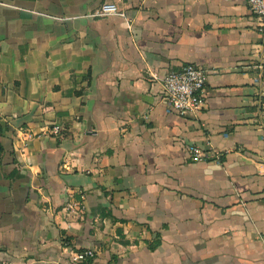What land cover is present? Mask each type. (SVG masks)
Here are the masks:
<instances>
[{"label":"crops","instance_id":"1","mask_svg":"<svg viewBox=\"0 0 264 264\" xmlns=\"http://www.w3.org/2000/svg\"><path fill=\"white\" fill-rule=\"evenodd\" d=\"M254 23L246 0H0V260L264 264ZM188 63L180 114L162 79Z\"/></svg>","mask_w":264,"mask_h":264},{"label":"built area","instance_id":"2","mask_svg":"<svg viewBox=\"0 0 264 264\" xmlns=\"http://www.w3.org/2000/svg\"><path fill=\"white\" fill-rule=\"evenodd\" d=\"M246 3L255 22L254 28L260 35V40L255 44L252 51L254 59L251 62L255 70L253 82L259 87V104L261 112H264V97L261 91L264 83V0H246ZM110 14L125 16V12L112 2H103L91 15L106 16ZM205 78V70L193 63L185 64L179 70L167 72L162 79V89L168 109L180 114L195 112L202 103ZM60 130L61 127L56 124L50 128V132L53 134L59 133ZM184 146L192 161L203 160L207 157H219V153L209 142L206 143L207 148L194 143H185ZM94 254L95 251L92 248H80L71 251L69 258L72 263H83L92 258ZM0 264L15 263L1 259Z\"/></svg>","mask_w":264,"mask_h":264},{"label":"trees","instance_id":"3","mask_svg":"<svg viewBox=\"0 0 264 264\" xmlns=\"http://www.w3.org/2000/svg\"><path fill=\"white\" fill-rule=\"evenodd\" d=\"M0 151H1V147H0Z\"/></svg>","mask_w":264,"mask_h":264}]
</instances>
